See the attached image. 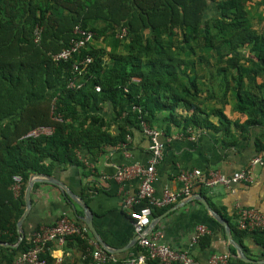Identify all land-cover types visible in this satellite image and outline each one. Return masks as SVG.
<instances>
[{"label":"trees","instance_id":"1","mask_svg":"<svg viewBox=\"0 0 264 264\" xmlns=\"http://www.w3.org/2000/svg\"><path fill=\"white\" fill-rule=\"evenodd\" d=\"M247 1L0 0V242H17L16 222L32 174L55 176L59 168L75 167L87 176L78 153L94 156L125 143L133 130L140 131L141 121L164 125L166 134L171 127H204L233 137L221 108L205 112L204 89L213 96L218 86L225 103L231 94L232 109L246 117L242 131L264 126V31L251 30ZM76 26L92 32L93 40L68 60L56 61L75 39ZM85 57L91 62L74 73L73 65ZM104 105L111 108L113 132L99 113ZM39 128L51 133L27 136ZM14 175L21 177L17 195L11 189ZM226 222L244 252L250 236L264 258V232ZM211 236L199 241L200 249L209 247ZM66 239L94 264L89 235ZM29 247L26 237L16 249L0 246V264H11ZM47 247L42 257L52 264Z\"/></svg>","mask_w":264,"mask_h":264},{"label":"crops","instance_id":"2","mask_svg":"<svg viewBox=\"0 0 264 264\" xmlns=\"http://www.w3.org/2000/svg\"><path fill=\"white\" fill-rule=\"evenodd\" d=\"M246 11L251 30L264 31V0H248ZM212 14V11H208L209 16ZM92 43L95 44V41ZM96 46L100 47L101 44L98 43ZM242 51L247 55L246 49ZM260 81L261 79L258 80ZM213 92L212 96L208 90L202 91V98H205L208 103L204 110L209 113L213 109L221 108L231 122L230 130L233 137H223L220 133L204 127H190L185 130L181 127H171L166 134L163 130L164 125H156V128H152L147 124L160 133L159 141L164 145L163 158L155 165L153 197L155 200H160L165 189L178 191L181 185L177 181V175L181 171L199 170L204 174L218 172L221 175L230 176L248 168L251 173V182H240L231 187L196 186L188 198L181 199L170 206L152 207L151 222L155 221V226L151 231L148 227L146 234L159 232V240L162 243L174 250L186 251L197 264H207L212 254H227L231 258L229 264H247L230 256L232 247L227 249L224 229L222 232L217 228L211 221L212 217L196 197L203 198L215 212L225 220L229 219L234 225L238 222L237 209L239 208L253 209L264 216V164L249 167L250 160L264 146V126H249L242 131L240 125L246 117L232 109L231 94H228L226 99L228 103H225V100L220 97L218 86ZM178 112L181 113V110ZM99 113L111 122L110 131L113 132L110 106L104 105ZM182 114L188 115L186 111ZM207 121L215 125L217 123L214 116H209ZM148 146L149 141L142 134L141 128L140 131L133 130L126 142L116 147H106L94 156L86 155L85 152L78 153V158L89 173L87 176L82 174L80 168L75 167L59 168L55 176H51L64 183L75 195L83 199L92 213L93 225L99 237L117 252L104 251L81 220L82 208L73 202L70 203L58 187L46 183H35L37 186H33L31 209L22 225L24 237L29 239L30 235L39 228L52 226L62 216L68 219L70 216L80 221L75 222L76 224L87 229L89 244L93 250L100 249L118 260L131 252H136L138 235L133 229L129 212L123 204L127 197L137 195L140 178L134 172L129 177L119 180L117 174L120 170L130 169L135 165L146 167L151 160ZM198 226L206 227L207 235H212L211 243L205 249H200L198 244L190 245V239ZM244 244L247 248L245 253L249 258L264 259L260 256L261 249L250 236L244 239ZM47 251L52 264H91L86 256H83L82 248L74 240L51 242L48 244Z\"/></svg>","mask_w":264,"mask_h":264},{"label":"built area","instance_id":"3","mask_svg":"<svg viewBox=\"0 0 264 264\" xmlns=\"http://www.w3.org/2000/svg\"><path fill=\"white\" fill-rule=\"evenodd\" d=\"M75 39L69 44V47L62 52L56 54V61H66L72 55L80 52L88 43L93 40V33L90 31L81 30L76 26L73 30ZM125 31L122 30V35ZM91 62L90 57H85L79 63L73 65L74 73L80 74L83 67ZM97 92L99 88L95 89ZM134 109V108H133ZM142 134L148 139V150L151 154V160L146 167L133 166L122 169L118 172L119 180L129 177L132 173H137L140 178L138 193L135 197H127L124 200L123 207L128 210L129 217L132 220L133 229L138 235V250L129 253L122 259V264H148L149 261L157 260L161 264H197V262L186 252L174 250L168 245L162 243L160 233L146 234L151 218L152 207L162 208L170 206L181 199L188 198L192 195L193 189L196 186L214 187L224 186L231 187L234 184L251 182L250 170L243 169L233 173L230 176L221 175L218 172L201 173L199 170L181 171L177 175V181L181 187L178 191L165 189L160 200H155L153 197L155 177V165L163 158L164 145L159 141L160 133L157 130L151 129L144 121L140 122ZM50 134V128H39L28 133L27 136H37L39 134ZM264 164V148L255 155L249 162V167L261 166ZM13 184L11 189L15 195L20 192L21 177L14 175L12 177ZM146 202V206L139 209H134V206ZM238 229L241 231H259L264 232V216L253 209L239 208L237 209ZM208 234V229L204 226H198L195 229L194 235L190 239V245H196L199 241ZM87 229L75 222L70 221L67 217L62 216L52 226L41 227L34 231L29 237L30 247L18 254L11 264H47L43 259L47 245L51 242H63L67 237L80 236L85 237ZM94 264H106L108 261L115 262L117 259L108 256L104 251L97 249L92 253ZM207 264H229V256L227 254H212L207 261Z\"/></svg>","mask_w":264,"mask_h":264},{"label":"water","instance_id":"4","mask_svg":"<svg viewBox=\"0 0 264 264\" xmlns=\"http://www.w3.org/2000/svg\"><path fill=\"white\" fill-rule=\"evenodd\" d=\"M35 183H46V184H51V185L58 187L61 191V194L65 197H67L68 201L70 203L73 202L82 208L83 216L81 217V220L84 222V224L88 228L90 235L101 246V248L108 253L117 252L115 249L112 250L99 237V234L97 233V231L93 225L92 213L89 210L87 204L83 201V199L81 197L75 195L64 183L60 182L56 178L51 177V176H46V175H37V174H33L30 177V179L28 180L27 185L25 187V190H24V206L25 207H24V211H23L22 215L19 217L18 221L16 222V231H17V235H18L17 242L13 245L0 242V246L16 249L19 246V244L21 243V241L24 239V232H23L22 225H23V223H24V221H25L26 217L28 216L30 209H31V192H32V189H33V186ZM196 199H198V201H200V203L206 209V211L208 212L210 217H212L216 222H218L223 227L225 238L227 241V249L229 250V248L232 247L235 250V254L233 256L236 259H238L244 263H247V264H264V259L263 260H256V259L249 258L245 254L243 248L240 247L232 238L231 230H230L229 225L226 222V220L223 217H221L217 212H215L203 198L198 196V197H196ZM154 226H155V221L150 223V225H149L150 230L149 231H151Z\"/></svg>","mask_w":264,"mask_h":264},{"label":"rangeland","instance_id":"5","mask_svg":"<svg viewBox=\"0 0 264 264\" xmlns=\"http://www.w3.org/2000/svg\"><path fill=\"white\" fill-rule=\"evenodd\" d=\"M255 1H257V0H255ZM100 44V43H99Z\"/></svg>","mask_w":264,"mask_h":264}]
</instances>
